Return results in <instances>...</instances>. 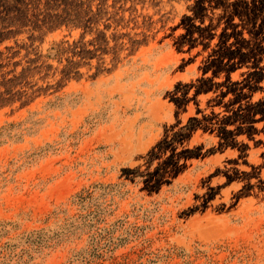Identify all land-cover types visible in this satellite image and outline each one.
<instances>
[{
  "label": "rangeland",
  "instance_id": "rangeland-1",
  "mask_svg": "<svg viewBox=\"0 0 264 264\" xmlns=\"http://www.w3.org/2000/svg\"><path fill=\"white\" fill-rule=\"evenodd\" d=\"M0 264H264V0H0Z\"/></svg>",
  "mask_w": 264,
  "mask_h": 264
},
{
  "label": "trees",
  "instance_id": "trees-1",
  "mask_svg": "<svg viewBox=\"0 0 264 264\" xmlns=\"http://www.w3.org/2000/svg\"><path fill=\"white\" fill-rule=\"evenodd\" d=\"M191 122V121H190Z\"/></svg>",
  "mask_w": 264,
  "mask_h": 264
}]
</instances>
